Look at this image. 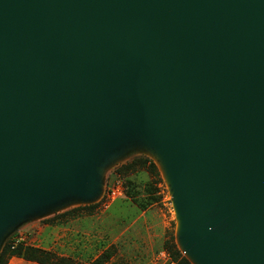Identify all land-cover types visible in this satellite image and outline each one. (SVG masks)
Wrapping results in <instances>:
<instances>
[{"label":"water","instance_id":"95a60500","mask_svg":"<svg viewBox=\"0 0 264 264\" xmlns=\"http://www.w3.org/2000/svg\"><path fill=\"white\" fill-rule=\"evenodd\" d=\"M139 142L179 243L264 264V0H0V234Z\"/></svg>","mask_w":264,"mask_h":264},{"label":"rangeland","instance_id":"374dc122","mask_svg":"<svg viewBox=\"0 0 264 264\" xmlns=\"http://www.w3.org/2000/svg\"><path fill=\"white\" fill-rule=\"evenodd\" d=\"M137 158L151 160L158 173L147 167H138L125 177L117 172ZM160 158L162 166L150 144L116 147L96 167L99 189L94 198L83 200L76 191H67L63 195L66 199L40 214L6 225L0 234V247L16 240L65 259L58 260L62 264H176L168 253L169 244L174 243L186 256L178 238L174 193L165 177L166 161ZM116 184L124 191L127 187L133 197L125 195L105 204ZM94 205L98 207L84 209ZM64 234L66 240L75 235L64 248L71 259L55 252L60 249L58 238Z\"/></svg>","mask_w":264,"mask_h":264},{"label":"trees","instance_id":"16d2710c","mask_svg":"<svg viewBox=\"0 0 264 264\" xmlns=\"http://www.w3.org/2000/svg\"><path fill=\"white\" fill-rule=\"evenodd\" d=\"M138 167L140 168H148L152 173H158L157 166L147 158H137L133 160L131 163L122 166L117 170L119 174L122 176H126L130 172L136 170ZM126 180V184H128ZM124 194L129 198L133 197L132 193L129 192V189L126 187ZM96 205L85 207L84 209L93 210ZM168 253L170 257L176 264H192L187 258H185L181 252L178 250L177 246L173 244H169ZM17 257L23 258L27 261L35 262L38 264H62L59 263L58 260H64L62 258H58L55 254L43 251L38 248L25 246L22 243H19L16 240H8L2 247L0 252V264H8L10 259ZM69 261V260H68Z\"/></svg>","mask_w":264,"mask_h":264},{"label":"crops","instance_id":"0c3cea01","mask_svg":"<svg viewBox=\"0 0 264 264\" xmlns=\"http://www.w3.org/2000/svg\"><path fill=\"white\" fill-rule=\"evenodd\" d=\"M74 236L75 235L71 236L68 240H66L65 234L58 238V241H60V243H58L60 245V249L56 248L55 252L56 253L58 252L57 254L60 257L71 259L70 254H67L66 252H64V251H66L64 248H65V245L68 243V241H73ZM8 264H38V263L27 261L23 258L14 257V258L10 259Z\"/></svg>","mask_w":264,"mask_h":264},{"label":"bare ground","instance_id":"6f19581e","mask_svg":"<svg viewBox=\"0 0 264 264\" xmlns=\"http://www.w3.org/2000/svg\"><path fill=\"white\" fill-rule=\"evenodd\" d=\"M160 159H164V158L161 157ZM177 223H178L177 224V232H178V235L180 236L183 232V226H182L181 222L178 221ZM180 246H181V249H182L183 253L185 254V256L188 257L192 262H194L196 264H204L193 254V252L189 248L186 247V245L184 243H180Z\"/></svg>","mask_w":264,"mask_h":264},{"label":"built area","instance_id":"2783aa9c","mask_svg":"<svg viewBox=\"0 0 264 264\" xmlns=\"http://www.w3.org/2000/svg\"><path fill=\"white\" fill-rule=\"evenodd\" d=\"M124 196L125 194H124L123 186L121 184H116L109 190L105 204L106 203L109 204L110 202H115L118 199L123 198Z\"/></svg>","mask_w":264,"mask_h":264}]
</instances>
